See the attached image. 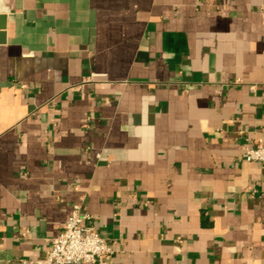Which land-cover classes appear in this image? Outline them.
Returning <instances> with one entry per match:
<instances>
[{
    "label": "crops",
    "instance_id": "obj_1",
    "mask_svg": "<svg viewBox=\"0 0 264 264\" xmlns=\"http://www.w3.org/2000/svg\"><path fill=\"white\" fill-rule=\"evenodd\" d=\"M0 15V264L42 260L75 203L107 264H264V166L240 159L264 140V0Z\"/></svg>",
    "mask_w": 264,
    "mask_h": 264
},
{
    "label": "built area",
    "instance_id": "obj_2",
    "mask_svg": "<svg viewBox=\"0 0 264 264\" xmlns=\"http://www.w3.org/2000/svg\"><path fill=\"white\" fill-rule=\"evenodd\" d=\"M240 159L264 166V140L245 142ZM247 192L251 197L256 194L251 186ZM90 221V215L83 212L80 203L73 204L61 231L49 241L44 258L33 264H107L112 246L99 236Z\"/></svg>",
    "mask_w": 264,
    "mask_h": 264
},
{
    "label": "water",
    "instance_id": "obj_3",
    "mask_svg": "<svg viewBox=\"0 0 264 264\" xmlns=\"http://www.w3.org/2000/svg\"><path fill=\"white\" fill-rule=\"evenodd\" d=\"M4 15H0V30L4 29ZM4 41V33L0 31V42Z\"/></svg>",
    "mask_w": 264,
    "mask_h": 264
}]
</instances>
